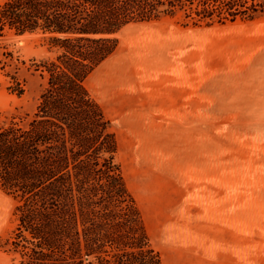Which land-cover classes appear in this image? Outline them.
Returning <instances> with one entry per match:
<instances>
[{"label":"rangeland","instance_id":"374dc122","mask_svg":"<svg viewBox=\"0 0 264 264\" xmlns=\"http://www.w3.org/2000/svg\"><path fill=\"white\" fill-rule=\"evenodd\" d=\"M253 1L264 5H248ZM186 22L175 12L125 27L114 54L85 86L111 122L116 161L155 250L210 222L253 221V237L264 242V12L252 21L208 27ZM46 49L39 36L0 37V126L33 118L44 81L32 64L50 57ZM174 65H188L185 75L204 82L208 114L132 115L128 107L140 99L129 98L131 90L139 93L143 81L157 80L162 67ZM16 83L19 97L11 91ZM205 188L219 195L207 199L198 192ZM15 206L0 190V264L11 258L4 243Z\"/></svg>","mask_w":264,"mask_h":264},{"label":"trees","instance_id":"16d2710c","mask_svg":"<svg viewBox=\"0 0 264 264\" xmlns=\"http://www.w3.org/2000/svg\"><path fill=\"white\" fill-rule=\"evenodd\" d=\"M180 12L194 27L252 21L247 0H3L0 37L34 35L50 57L33 118L0 126V190L11 196L7 264H162L116 161L111 122L85 86L125 27ZM11 91L23 94L18 83ZM164 261V259H163ZM165 264V261H164Z\"/></svg>","mask_w":264,"mask_h":264},{"label":"crops","instance_id":"0c3cea01","mask_svg":"<svg viewBox=\"0 0 264 264\" xmlns=\"http://www.w3.org/2000/svg\"><path fill=\"white\" fill-rule=\"evenodd\" d=\"M147 72L145 68L143 73ZM189 72L188 65L162 67L157 80L143 81L140 85L144 89L139 93L131 90L129 98L137 96L140 101H136L137 107L129 103L128 110L133 111L132 115L146 116L208 114L209 104L204 102L208 99L204 82L195 83L193 77L185 75ZM141 104H145L143 110ZM205 178H208L207 173ZM198 190L207 199L219 195L211 193L209 188ZM261 240L253 237V221L210 222L200 233L173 236L168 247L160 250V255L162 264L163 253L167 264H264V242Z\"/></svg>","mask_w":264,"mask_h":264}]
</instances>
